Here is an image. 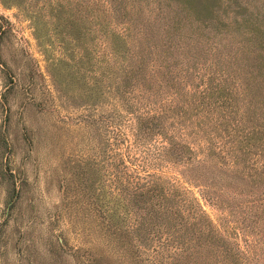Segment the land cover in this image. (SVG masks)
<instances>
[{"label":"rangeland","instance_id":"374dc122","mask_svg":"<svg viewBox=\"0 0 264 264\" xmlns=\"http://www.w3.org/2000/svg\"><path fill=\"white\" fill-rule=\"evenodd\" d=\"M179 1L120 0L123 13L112 26L142 55L146 76L134 93L127 87L143 106L139 112L148 106L154 113L147 143L170 134L190 157L189 173L199 175L183 185L181 248L163 231L147 233L138 190L120 182L126 175L138 183L143 175L129 167L141 163L143 152L125 146L133 130L120 99L91 104L59 83L24 8L0 0V264H264V215L256 220L264 148L249 95L229 93L230 77L222 73L262 63L264 35L222 23L244 6L264 11V0H198L210 12ZM180 16L191 23L179 24ZM201 16L205 26L196 22ZM125 152L127 168L120 163ZM173 164L160 167L163 178L184 169Z\"/></svg>","mask_w":264,"mask_h":264},{"label":"trees","instance_id":"16d2710c","mask_svg":"<svg viewBox=\"0 0 264 264\" xmlns=\"http://www.w3.org/2000/svg\"><path fill=\"white\" fill-rule=\"evenodd\" d=\"M64 1L70 8L68 12L65 9ZM64 1L1 0V3L24 8L34 37L43 51H47L46 54L52 64L53 73L57 76L59 83L72 87L77 91V96L90 100L88 103L91 104L97 103L99 98L104 97L120 99V105L127 110L128 116L130 115L128 117L129 127L133 130V138L128 139L125 146L128 149L134 143L136 146H141L143 152L141 163L137 161L129 166L132 169L135 168L137 172L143 171L142 181L133 182L130 177L124 175L120 182L123 187L132 186L134 190H138L135 193L141 201V207L147 213V216L141 218L140 221L142 227L148 229L147 233L153 235L155 232V236L158 237V232L163 231L169 236H174L176 247L181 248L182 231L187 229L180 212L184 205L183 194L188 190L183 185L199 180V175L198 173H189V169L193 168L190 157L182 154L180 146L175 145L170 134L163 133L164 141L158 140V144L154 143L150 146L147 143L148 137L154 130L152 121L154 113H150L152 109L148 106L143 109L144 114L139 112L138 109L143 106L139 104L137 95L128 93L127 87L130 86L131 93H134L133 90L136 88L134 86L146 76V73L143 75L142 55H136L134 45L129 43L128 35L112 26L113 16L123 13V7L120 10L116 5L120 0H108L107 7H102L96 2H88V0ZM179 2L182 3L183 8L186 7L185 4H188L195 11L196 8L200 10L201 7L206 10L205 12L212 10L209 5L200 3L198 0H181ZM169 4L166 3V5ZM249 7L251 8L250 5ZM244 8L245 10L239 12V17L235 15L228 17L226 14L224 17H227L228 20L224 21L222 26L234 30L241 27L242 31L259 32L264 35V11L249 10L245 6ZM205 19L204 16L197 17L196 22H201L202 25L204 23L203 26H205V22H202ZM184 21L191 23L192 19L180 16L177 22L182 24ZM260 47H262L260 49L262 53L260 65L247 62L244 65L238 64L229 75L226 69H223L222 73L226 75L224 79L230 77L224 80V83L231 84V86L226 85L229 93L235 97L240 93L249 95L248 107L251 106L254 117L257 118L255 121H258L255 123V138L264 148V46ZM54 48L58 50V54L48 55V51ZM227 80L230 83L226 82ZM236 80H239L237 86H235ZM207 86L212 87V81L205 88ZM241 86L242 90H240ZM111 102H113L112 110L114 111L108 119L113 120L118 111L115 108L116 101L111 100ZM155 115L159 117L158 112ZM157 131L161 132L160 124ZM151 149L152 151H150ZM259 150V153H262L260 148ZM149 152L153 156V161H149ZM167 161L171 164L174 163L173 165L181 164L184 169L177 171L173 178L165 179L160 175L162 170L160 167ZM129 162L131 163V159L128 152H125V155L121 153L120 163L122 166L127 168ZM116 163L113 165L116 166ZM124 173H129V170H124ZM200 181L203 180L200 179ZM209 182L213 183L211 179ZM262 186L263 189H260L259 192H261L260 196L264 197V184ZM258 204L257 221L264 215V200H259ZM252 205L250 204V207ZM110 215L111 218L115 216L113 211L110 212ZM197 229L199 230L198 227Z\"/></svg>","mask_w":264,"mask_h":264}]
</instances>
